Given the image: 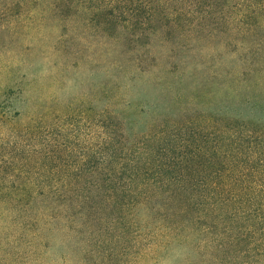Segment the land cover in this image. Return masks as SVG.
Returning a JSON list of instances; mask_svg holds the SVG:
<instances>
[{"label": "trees", "instance_id": "1", "mask_svg": "<svg viewBox=\"0 0 264 264\" xmlns=\"http://www.w3.org/2000/svg\"><path fill=\"white\" fill-rule=\"evenodd\" d=\"M1 33L0 264H264V0H0Z\"/></svg>", "mask_w": 264, "mask_h": 264}, {"label": "rangeland", "instance_id": "2", "mask_svg": "<svg viewBox=\"0 0 264 264\" xmlns=\"http://www.w3.org/2000/svg\"><path fill=\"white\" fill-rule=\"evenodd\" d=\"M7 40H8L7 34L1 33L0 34V44H1V42L6 43ZM51 40H52V37L51 38L46 37L44 39V41L40 43V45L43 48H47L48 46H50ZM15 47H18V49ZM15 47H14V50H21V48H22L19 45H16ZM0 51H1V48H0ZM20 55H22V54H20ZM20 55L18 56V59L21 58ZM12 59L13 58H11V56H7V57L4 56L2 59V62H3V64L9 65L12 63ZM6 82H7V78L5 76H2L0 78V85L4 86L6 84ZM76 92H77V86H75V82L69 80L67 83V87L63 90V93L61 95L63 98H67V97L75 94ZM188 256H190L189 260L195 261L197 259L192 254L190 247H182V246L173 245L170 248L169 252L167 254L163 255L162 258H160L158 264H183V262H185V259ZM70 259H71L70 264H80V260L82 259V257L79 254H72ZM96 263L100 264V260L99 259H91V264H96ZM61 264H63V263H61ZM87 264H90V263H87Z\"/></svg>", "mask_w": 264, "mask_h": 264}]
</instances>
